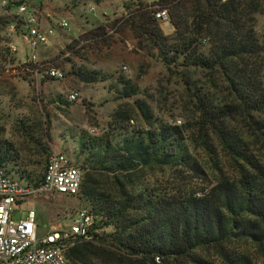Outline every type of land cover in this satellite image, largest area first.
I'll use <instances>...</instances> for the list:
<instances>
[{
	"label": "trees",
	"instance_id": "1",
	"mask_svg": "<svg viewBox=\"0 0 264 264\" xmlns=\"http://www.w3.org/2000/svg\"><path fill=\"white\" fill-rule=\"evenodd\" d=\"M154 6L167 9L171 34L162 32ZM124 9L85 38L106 43L127 30L136 51L163 67L166 89L140 96L124 75L77 65L72 58L83 60L80 47H68V75L82 84L108 82L114 100L130 103L97 135L79 136L83 177L75 198L88 205L94 223L91 239L67 243L66 260L264 264V0H137ZM12 25L21 32L19 20L0 14V85L8 70L37 69L11 53ZM171 87L166 111L159 96ZM6 119L21 143L0 135V167L36 187L50 154L49 115L35 109L12 119L0 108Z\"/></svg>",
	"mask_w": 264,
	"mask_h": 264
},
{
	"label": "rangeland",
	"instance_id": "2",
	"mask_svg": "<svg viewBox=\"0 0 264 264\" xmlns=\"http://www.w3.org/2000/svg\"><path fill=\"white\" fill-rule=\"evenodd\" d=\"M136 1L33 0V3L38 5L36 14L41 26L54 27L55 34L48 46L36 51V63L32 64L44 65L46 69L57 67L65 73V78L58 81L45 78L42 81L46 75L44 70L36 78L35 75L23 74L22 71L16 70L17 68L8 70L1 78L0 108L12 119L22 115L28 116L35 109L43 115L47 113L50 118L48 128L51 138L50 151L61 152L71 165L81 166V161H76L80 134L84 131L89 133L90 130L99 132L114 111L119 110L124 103L130 102L114 100V94L106 88L108 82L82 84L75 77L68 75L70 65L65 59L70 57L69 46L80 47L83 60L72 58L77 65L83 64L89 69L112 74L115 77L118 74L124 75L138 85L142 92L140 96L145 93L148 96L158 97L159 91L164 92L166 89L163 67L143 52L136 51L135 43L127 30L119 34H111V38L106 43L85 38L87 32L105 24L106 21L120 19L127 13L124 9L125 5ZM141 1L147 5H154L158 0ZM89 3L95 6L92 14H88L86 10ZM61 19H66L70 24L67 32L57 29V23ZM160 28L166 35L174 31L172 24L170 26L160 24ZM258 28L264 29V17H259ZM11 40L18 49V52L13 54L17 61L20 64L29 63V52L21 32H11ZM19 75L26 76L29 83L23 81ZM173 89L171 87L165 92L166 94L159 96L161 101H165L166 111L172 108ZM71 91L79 94L78 100L74 103H70L67 99ZM38 97L43 99L42 105L36 102ZM152 107L155 109L154 105ZM12 121L0 120V127L3 128L0 135L19 146L21 142L12 130ZM83 208L88 209V205L75 197L32 195L13 205L12 219L13 221L24 219L29 210H34L39 227L37 234L44 236L53 228L65 227L69 219Z\"/></svg>",
	"mask_w": 264,
	"mask_h": 264
},
{
	"label": "built area",
	"instance_id": "3",
	"mask_svg": "<svg viewBox=\"0 0 264 264\" xmlns=\"http://www.w3.org/2000/svg\"><path fill=\"white\" fill-rule=\"evenodd\" d=\"M36 6L38 5L33 0H0V14L14 16L21 22V35L29 52V63H36V51L48 46L55 34L54 27L41 26ZM152 9L154 18L160 24L171 25L167 9L156 6ZM86 10L88 14H92L95 11L94 4L89 3ZM69 28L70 24L66 19L57 23V29L61 32H67ZM8 31L14 33V25ZM9 48L11 53L18 52L13 42ZM42 70L51 80L65 78L62 70L46 69L41 64L37 65L34 72L36 78ZM78 98L76 91H71L67 97L70 103L76 102ZM89 133L98 134L94 130ZM82 177V169L71 165L64 154L55 150L50 151L43 177L36 187L17 181L0 167V264H70L65 258L67 243L77 239H91L90 230L94 220L88 209L78 210L65 227L53 228L44 236H38L36 212L31 209L24 219L13 221V205L32 195L51 194L74 198L79 193Z\"/></svg>",
	"mask_w": 264,
	"mask_h": 264
},
{
	"label": "water",
	"instance_id": "4",
	"mask_svg": "<svg viewBox=\"0 0 264 264\" xmlns=\"http://www.w3.org/2000/svg\"><path fill=\"white\" fill-rule=\"evenodd\" d=\"M174 29V28H173Z\"/></svg>",
	"mask_w": 264,
	"mask_h": 264
}]
</instances>
